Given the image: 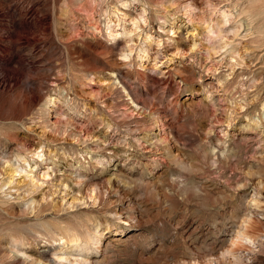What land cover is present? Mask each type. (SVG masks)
Segmentation results:
<instances>
[{"label":"rangeland","instance_id":"obj_1","mask_svg":"<svg viewBox=\"0 0 264 264\" xmlns=\"http://www.w3.org/2000/svg\"><path fill=\"white\" fill-rule=\"evenodd\" d=\"M244 219L264 264V0H0V264H235Z\"/></svg>","mask_w":264,"mask_h":264},{"label":"bare ground","instance_id":"obj_2","mask_svg":"<svg viewBox=\"0 0 264 264\" xmlns=\"http://www.w3.org/2000/svg\"><path fill=\"white\" fill-rule=\"evenodd\" d=\"M104 9V8H103ZM107 10V9H106ZM106 10H104L105 11V13H103L104 14V16H103V14H102V16H103V19H101V15L99 16L100 17V19L101 20H103L104 21V23H105V30H106V33H107V35L109 36V37H113V36H115L119 31H118V29L117 28H115L114 27V25H116V24H118V23H115L114 21L115 20H113L112 19V17L111 16H118V9H117V7H115V8H113L112 10H111V16L109 15V13H110V11H109V13L108 12H106ZM102 11V10H101ZM103 11V12H104ZM117 18V17H116ZM95 20V19H94ZM102 21V22H103ZM118 21V20H117ZM94 22V21H93ZM95 23V25H96V22H94ZM99 24V23H98ZM111 24H113V25H111ZM118 26V25H117ZM103 27H104V25H103ZM102 27V28H103ZM96 28H98V27H96ZM95 29V28H94ZM104 30V31H105ZM128 54L126 53V54H124V56H127ZM148 56V49H147V47L146 48H142V49H140V52L138 53V57L139 58H142V57H147ZM141 65H143V63H141ZM44 100H45V102H46V105H45V107L47 106H49L48 105V103H51V102H53V97L52 96H50V95H47L46 96V99L44 98ZM44 106V105H43ZM22 156V155H21ZM17 157V156H16ZM17 169V168H16ZM15 170V169H14ZM11 173V172H10ZM9 173V174H10ZM10 181V180H9ZM87 194V193H86ZM88 198L90 197H92L93 198V194H92V192H88ZM96 196V195H95ZM250 226V225H249ZM91 227V226H90ZM69 228V227H68ZM98 228V224H96V226L94 227V231H92V233H90L89 235H88V237L86 238V239H81V238H79L78 237V235H76V234H69V235H67V236H65V237H63V236H61L60 238H64V241H65V245L63 246V248H62V251H61V253H59V254H55L54 255V257L57 259V260H59V261H62V260H70L69 259V253H70V251L71 250H73V249H76V250H82V249H84L90 242L92 243V244H94V243H97V241H98V235H97V229ZM88 231V230H87ZM84 233V232H83ZM58 234V233H57ZM60 234V233H59ZM256 237V236H255ZM255 237L253 236V234L249 231V229H248V219H244L243 220V222H242V224H241V226H240V228H239V230H236V232L234 233V236L230 239V242H229V245L228 246H226V248L225 249H221L222 251H221V253H220V256L219 257H217V259L218 260H221L222 262H224V263H240L241 262V256H240V252L238 253V251H239V249H241L240 247H242V246H244V247H246V248H249V246H247V244H249V243H252L253 242V240L255 239ZM13 240V239H12ZM12 243H14V242H12ZM17 243V242H16ZM17 245V244H16ZM95 245V244H94ZM18 246V245H17ZM16 246V247H17ZM96 246V245H95ZM14 248V247H13ZM13 248H12V250H13ZM16 249V248H15ZM59 249V248H58ZM61 249V248H60ZM74 257V256H73ZM83 257V256H82ZM72 258V257H71ZM81 259V258H80ZM80 259L79 260H77V262L78 263H81V261H80ZM216 259V260H217ZM74 261H75V258L73 259ZM84 260H85V258H84ZM58 262V261H57ZM70 262V261H69ZM196 262V261H195ZM195 262H192L191 264H196ZM213 262H214V260H213ZM220 262V261H219ZM219 262H214V264H219ZM84 264V263H83Z\"/></svg>","mask_w":264,"mask_h":264},{"label":"snow or ice","instance_id":"obj_3","mask_svg":"<svg viewBox=\"0 0 264 264\" xmlns=\"http://www.w3.org/2000/svg\"><path fill=\"white\" fill-rule=\"evenodd\" d=\"M122 59H123V57H122Z\"/></svg>","mask_w":264,"mask_h":264}]
</instances>
